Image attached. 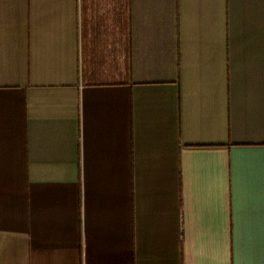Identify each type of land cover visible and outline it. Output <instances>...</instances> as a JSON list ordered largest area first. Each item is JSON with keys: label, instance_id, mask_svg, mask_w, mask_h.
I'll return each instance as SVG.
<instances>
[{"label": "crops", "instance_id": "crops-1", "mask_svg": "<svg viewBox=\"0 0 264 264\" xmlns=\"http://www.w3.org/2000/svg\"><path fill=\"white\" fill-rule=\"evenodd\" d=\"M0 264H264V0H0Z\"/></svg>", "mask_w": 264, "mask_h": 264}]
</instances>
